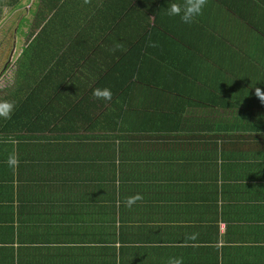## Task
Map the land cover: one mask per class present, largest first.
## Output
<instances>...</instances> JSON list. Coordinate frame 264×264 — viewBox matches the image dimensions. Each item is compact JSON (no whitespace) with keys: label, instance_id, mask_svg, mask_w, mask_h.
Masks as SVG:
<instances>
[{"label":"crops","instance_id":"0c3cea01","mask_svg":"<svg viewBox=\"0 0 264 264\" xmlns=\"http://www.w3.org/2000/svg\"><path fill=\"white\" fill-rule=\"evenodd\" d=\"M167 3L0 0V264H264V0Z\"/></svg>","mask_w":264,"mask_h":264},{"label":"clouds","instance_id":"9594fccd","mask_svg":"<svg viewBox=\"0 0 264 264\" xmlns=\"http://www.w3.org/2000/svg\"><path fill=\"white\" fill-rule=\"evenodd\" d=\"M207 0H183L182 3H167L165 12L170 17H179L180 21L184 24H192L203 12ZM256 97L264 103V92L260 88L255 89ZM93 96L97 100L110 101L112 99V93L108 88H97L93 91ZM15 105L12 102L2 101L0 102V119H9L13 114ZM9 143H15L14 140H9ZM7 165L10 168H14L18 164L15 152L8 154ZM167 264H183L180 258H169Z\"/></svg>","mask_w":264,"mask_h":264}]
</instances>
